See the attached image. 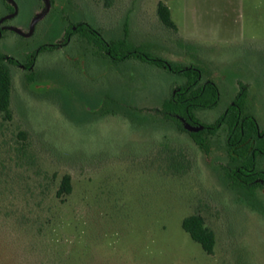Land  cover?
<instances>
[{
	"label": "rangeland",
	"instance_id": "rangeland-1",
	"mask_svg": "<svg viewBox=\"0 0 264 264\" xmlns=\"http://www.w3.org/2000/svg\"><path fill=\"white\" fill-rule=\"evenodd\" d=\"M13 2L12 23L30 22L37 2ZM61 2L36 13L28 41L8 33L0 52L51 43L67 25L86 23L117 51L198 65L220 93L215 109L197 112L204 123L217 119L240 80L248 111L264 125V0ZM159 2L174 30L160 23ZM78 51L39 56L29 86L36 95L10 67V119L0 112V264H264V195L254 208L221 181L223 134L208 160L160 122V102L183 79L135 59L96 65ZM108 99L115 114L99 116ZM124 101L146 120L120 117ZM64 175L71 193L60 200ZM193 215L214 233L211 255L182 229Z\"/></svg>",
	"mask_w": 264,
	"mask_h": 264
},
{
	"label": "trees",
	"instance_id": "trees-1",
	"mask_svg": "<svg viewBox=\"0 0 264 264\" xmlns=\"http://www.w3.org/2000/svg\"><path fill=\"white\" fill-rule=\"evenodd\" d=\"M156 13L160 23L165 28L172 30L175 29V25L171 19L170 10L164 4V2L158 3ZM119 46L118 44L110 42H108L106 45L104 42L102 48L103 58H116L118 62H123L132 58L142 63H149L159 69H162L170 74L177 75L183 79V81H181L179 84L178 94L164 100L162 104L163 110L168 113L165 115V120L168 123L176 125L178 129L183 132L185 131L182 129L180 122L169 114L179 115L186 122L195 127L203 126L204 128L201 131L196 133H188L189 138L203 153H207L212 144L210 134H213L214 131L218 130V124H220V127L223 126L222 128L226 133L225 141L227 152L229 153V158L231 161V172L227 173L228 177H226L227 179L224 181L225 186L234 191L241 198V200H245V202L251 207H258L259 205L256 202V192L260 186L252 183L253 178L245 179L239 175L236 170L239 166L250 169L253 166L252 155L256 156L255 149L263 144L260 143L257 137L253 117L248 114H239L244 101L242 97H237L235 100L237 108L230 105L226 113L223 115L221 114L213 124L216 129L213 132H209L206 127L211 125L200 121L196 116V112L215 109L219 104V90L216 84H210L208 82L201 83L198 81L197 78L201 77L198 65L193 64L184 66L178 62H171L160 57L149 56L137 51L136 49L126 51L125 48H123L122 50L117 51ZM2 60L3 59H0V112L4 115V118L10 119L11 115L9 106L11 99L12 77L10 67L4 64ZM32 74L33 73L27 74L24 81L28 91H30L29 86L32 85L34 79ZM45 74L51 78H54V81L58 82L59 84L64 83L61 76L56 73L48 74L45 72ZM55 91L59 92L54 93L56 96L57 94L61 95L63 93L62 89H55ZM31 93L35 94L33 92ZM60 95L57 97L60 98ZM63 101L67 102L68 100ZM111 102L112 100L110 99L105 100L104 102L102 101L103 111L101 114H99V116L115 114L113 109L110 111ZM124 103L118 102L117 104L118 111L115 112L120 117L128 120L130 123H143L144 120H146L145 118L142 119L136 116V114L133 113V108L129 104ZM243 172L240 170V174ZM251 172H254V170ZM70 193V177L69 175H64L60 181L59 188L57 189L55 196L61 200ZM181 226L182 229L189 235L191 240L200 245L203 252H205L207 255H211L213 253L215 246L214 233L204 226L203 220L200 216L193 215L186 217L183 219Z\"/></svg>",
	"mask_w": 264,
	"mask_h": 264
},
{
	"label": "flooded vegetation",
	"instance_id": "flooded-vegetation-1",
	"mask_svg": "<svg viewBox=\"0 0 264 264\" xmlns=\"http://www.w3.org/2000/svg\"><path fill=\"white\" fill-rule=\"evenodd\" d=\"M34 2H37V3L35 5V12L33 10L34 14H32L30 22H28L27 24H23L21 26V25H15L12 23L13 20L15 19L16 15H17V12L14 11L13 0H2V3L4 4V8H3V10L0 11V42H3V40L6 39V35L8 33L12 34L16 37H19L21 40H27L28 41V39L31 38V35H32V33L30 31H31L32 22H33L34 18L36 17L35 16L36 13L37 12L42 13L43 11H45L46 7L51 8L54 4H58V2L63 4L62 3L63 1L61 2V0H34ZM78 30L81 31L79 34H78ZM104 42L107 45L108 42H106L102 38L101 34L98 32V30L96 28H92V27L88 26L86 23L79 22L76 24V22H74L70 25H67L65 27V29L62 30L59 37L54 39L51 43H47V44L44 43V44H40L38 46H36V45L31 46V45L23 44V46H22V47H24L23 50L17 49L18 47L22 48V47H20L21 45L19 44V46H16L15 48L10 50V51H13V53H15V55L10 54V53H6V52H0V59H3L2 62L4 64L8 65L9 67H16V68H18V70L23 72L24 73V81H25V77L27 74L35 72L36 64H37V61H38V58L40 55H43L46 53L51 54V53H55V52L60 51V50H62V53L65 55L66 54V52H65L66 47L67 48H70L71 46L73 47L72 54L73 53L75 54L76 51L79 50L78 52L81 53L80 55L85 54L87 57L95 58V63H96V65H98V63H99L98 60L101 63V62H103V59H104L103 58V49H102ZM14 44H16V43H14ZM111 59H109V60L112 62H118V60L116 58H111ZM130 59H132V58H130ZM106 60H104V61H106ZM127 60H129V59H127ZM67 68H69V67L67 66ZM197 79L201 83L208 82L210 84H215L211 80L202 81V77H198ZM66 80H67V78L65 77L63 82L70 86V84L67 83ZM237 86L239 88H238V91L236 92V95L233 97L232 101L225 107V109L222 111L221 114L222 115L225 114L230 105L237 108L235 100L237 97H242V99L244 101H243L241 111H239V114H241V113L244 115L248 114V115L253 117L254 124H255L254 127L256 130L257 137H258L260 143H263V144L260 147L255 149L256 150L255 151L256 156L252 155L253 166L250 169L244 168L243 166H239L238 169H236V170H237L238 174L241 175L245 179L253 178L252 183H255V184L260 186V188L256 192V195L258 192H260L262 195H264V125H263V123H259L256 116H254L253 113L249 112L247 109V101H246L247 95H248L247 87L244 86L242 81H240V80H238ZM84 90H82V93L91 95V93H89L90 91L87 92V90H86V92H85ZM178 92H179V84L176 88L172 89L169 92L167 97L162 99V101L160 102V105H159V110L157 112H159V114H160V117H161L160 122L161 123L169 124L176 131L183 133V134L187 135V137H189L188 133H196V132L187 131L184 128V123H187V124H189V123L186 122L179 115L169 114L180 122V125L185 132L179 130L176 125H174L172 123H168L165 120V115L168 113L165 112L162 108V104H163L164 100L178 94ZM98 94L94 95L95 96V103L98 100V98H97ZM219 97H220V93H219ZM211 110H213V109H211ZM211 110H209V111H211ZM82 112L84 113L83 110H82ZM197 112H199V111H197ZM197 112H196V116H197ZM220 115L217 117V119L220 117ZM215 121L213 123H206L208 125H211V126L206 127V129H208L209 132H211V131L213 132L216 129V127L213 126ZM189 125L193 126L191 124H189ZM193 127H195V126H193ZM200 127H202L201 130H203L204 127L203 126H200ZM217 127H218V130L214 131V133L210 134V135H211L212 141L216 136H218L221 133L224 136L223 137V139H224L223 152L219 151V152L223 153V158H224L223 159L224 165L220 167V170H221L220 174L222 175L221 181L224 183V181L227 179L226 177H228L227 173L231 172V166H230L231 161H230L229 153L227 152V147H226V141H225L226 133L222 128L223 126L220 127V124H218ZM201 130H199V131H201ZM214 151H217V150H214ZM214 151H213V148L210 146L208 152L204 153V155H207L208 160H210V158H212L214 156ZM240 170H242V172L243 171L244 172L242 174H240ZM253 170H254V172H251ZM224 185H225V183H224Z\"/></svg>",
	"mask_w": 264,
	"mask_h": 264
},
{
	"label": "water",
	"instance_id": "water-1",
	"mask_svg": "<svg viewBox=\"0 0 264 264\" xmlns=\"http://www.w3.org/2000/svg\"><path fill=\"white\" fill-rule=\"evenodd\" d=\"M184 128L187 130V131H190V132H197L199 130L202 129V127H193V126H190L189 124L187 123H184Z\"/></svg>",
	"mask_w": 264,
	"mask_h": 264
}]
</instances>
